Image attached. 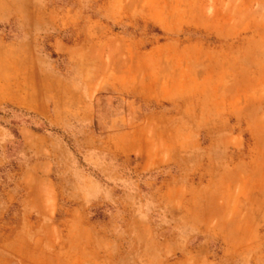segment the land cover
<instances>
[{
    "label": "rangeland",
    "instance_id": "1",
    "mask_svg": "<svg viewBox=\"0 0 264 264\" xmlns=\"http://www.w3.org/2000/svg\"><path fill=\"white\" fill-rule=\"evenodd\" d=\"M244 1L0 0V100L68 127L0 105V264H264V132L232 151L199 120L202 53L230 47L204 27Z\"/></svg>",
    "mask_w": 264,
    "mask_h": 264
},
{
    "label": "crops",
    "instance_id": "2",
    "mask_svg": "<svg viewBox=\"0 0 264 264\" xmlns=\"http://www.w3.org/2000/svg\"><path fill=\"white\" fill-rule=\"evenodd\" d=\"M239 10H244L246 15L240 17ZM236 13L233 12L230 17L226 15L213 19L211 24L204 27L207 34L209 32L219 40L217 46L226 40L230 41V47L218 50L219 59L216 63L211 61L208 52L202 53L204 57L201 63L204 60L206 64L202 66L200 63L199 67L201 77L204 76L199 85L210 87L216 93L215 101L200 115V132L234 140L232 151L244 146L243 132L248 136L264 132V123L260 122L264 115V0L244 1ZM214 23L232 25L230 28H216L212 25ZM240 23L244 27L239 32ZM5 104L29 112L54 126L68 128L65 122L55 123L56 116L46 97L34 102L0 100V105ZM102 113L101 124L108 133L121 134L126 131L127 125L130 129L138 123L130 103L120 97L112 99L109 96L108 101L103 103Z\"/></svg>",
    "mask_w": 264,
    "mask_h": 264
},
{
    "label": "bare ground",
    "instance_id": "3",
    "mask_svg": "<svg viewBox=\"0 0 264 264\" xmlns=\"http://www.w3.org/2000/svg\"><path fill=\"white\" fill-rule=\"evenodd\" d=\"M12 83H13V82H12ZM4 84H6V83H4ZM11 85H13V84H11ZM16 85H17V84H16ZM16 85H15V86H16ZM31 85H32V84H31ZM9 86H10V85H9ZM25 86H26V85H25ZM25 86H23V87H25ZM28 86H29V85H28ZM16 87L18 88V85H17ZM20 87H21V86H20ZM20 87H19V89H20ZM29 87H30V86H29ZM31 87H32V86H31ZM5 88H6V87H5ZM8 88H9V87H8ZM0 89H1V88H0ZM12 89H13V88H12ZM27 89H28V88H27ZM9 90H10V89H9ZM13 90H15V89H13ZM21 90H22V89H20V91H21ZM34 90H35V89H33V91H34ZM17 91H18V90H15V92H17ZM10 92H11V91H10ZM13 92H14V91H13ZM13 92H11V93H13ZM0 93H1V91H0ZM6 93H7V92H6ZM21 93H22V92H21ZM21 93H18V92L16 93V94H19V98H20ZM29 93H30V92H29ZM33 93H34V92H33ZM25 94H26V97H27V93H26V92H25ZM25 94H24V95H25ZM0 95H1V94H0ZM11 97H13V96H11ZM22 97H23V95H22ZM22 97H21V98H22ZM26 97H23V100H24V98H26ZM29 97L31 98V96H28V98H29ZM16 98H17V97H16ZM16 98L14 97V101H17V100H18V99L16 100ZM21 98H20V99H21ZM30 98H29V99H30ZM30 100H33V99L31 98ZM25 101L27 102V100H25ZM35 101H37V99H36ZM33 102H34V100H33ZM24 104H25V103H24ZM25 105H26V104H25ZM29 105H30V104H29Z\"/></svg>",
    "mask_w": 264,
    "mask_h": 264
}]
</instances>
